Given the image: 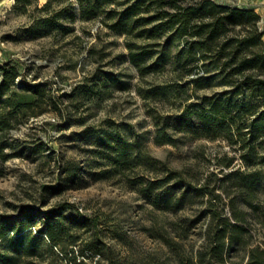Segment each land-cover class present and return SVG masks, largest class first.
<instances>
[{
	"label": "rangeland",
	"instance_id": "obj_1",
	"mask_svg": "<svg viewBox=\"0 0 264 264\" xmlns=\"http://www.w3.org/2000/svg\"><path fill=\"white\" fill-rule=\"evenodd\" d=\"M47 1L0 0V65L17 73L5 94L33 95L0 97V264H245L264 248V181L248 177L264 175V96L193 81L206 67L188 34L113 31L84 0ZM212 1L257 13L264 45V0ZM55 208L63 247L44 233ZM234 211L241 238L217 254Z\"/></svg>",
	"mask_w": 264,
	"mask_h": 264
},
{
	"label": "trees",
	"instance_id": "obj_2",
	"mask_svg": "<svg viewBox=\"0 0 264 264\" xmlns=\"http://www.w3.org/2000/svg\"><path fill=\"white\" fill-rule=\"evenodd\" d=\"M84 1L85 3L82 2L83 11L94 14L96 9H101L105 15L100 18V22L113 31L129 34L138 30L141 33H152L168 27L173 28L174 34L178 37L188 34L190 37L188 52L192 55L198 54L197 56L205 61L206 67V74L197 76L194 74L193 81L204 79L209 82L214 77H220L233 84V88L225 93H238L246 84L251 97L264 96V45L261 40L262 33L257 27L259 15L253 10L222 5L212 0H199L189 5L187 12L184 13L162 8L161 0ZM49 2L50 0L45 4ZM167 3L172 8L177 7L176 0H167ZM238 26L242 28L237 30ZM227 31L233 32L229 34ZM144 54V51H131V60L140 65V62L144 60ZM190 70L192 68L187 69V71ZM0 71L2 72L0 82L2 102L10 105L15 102L28 104L33 98L32 93H23L17 95V98L12 93L5 94L17 73L10 75L1 65ZM212 106L213 111L218 114L223 111L222 105L217 100ZM245 111L248 112L247 109ZM230 122L226 123L228 127L234 123L233 119ZM262 125H264V109L258 111L251 121L253 138L261 132ZM6 126H9L8 118L0 115V127ZM255 128L258 130L256 134L253 133ZM248 177L253 179V182L261 179L264 181V175L261 174L253 173ZM257 207L258 205H253V208ZM60 214V210L55 208L46 217L44 233L51 241V247H63L54 221V218ZM233 215L236 222L233 223L231 229L227 232L225 224L218 231L217 245L214 248L217 254L221 253L225 237L228 236L230 242H238L241 238L240 230L244 228L245 219L237 211H234ZM0 232H3L2 229ZM245 264H264V248L258 245L251 247Z\"/></svg>",
	"mask_w": 264,
	"mask_h": 264
}]
</instances>
